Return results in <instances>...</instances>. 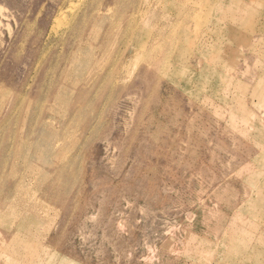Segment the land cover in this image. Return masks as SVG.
Here are the masks:
<instances>
[{"label": "rangeland", "instance_id": "rangeland-1", "mask_svg": "<svg viewBox=\"0 0 264 264\" xmlns=\"http://www.w3.org/2000/svg\"><path fill=\"white\" fill-rule=\"evenodd\" d=\"M0 264H264V0H0Z\"/></svg>", "mask_w": 264, "mask_h": 264}, {"label": "bare ground", "instance_id": "bare-ground-1", "mask_svg": "<svg viewBox=\"0 0 264 264\" xmlns=\"http://www.w3.org/2000/svg\"><path fill=\"white\" fill-rule=\"evenodd\" d=\"M95 11H97V9L95 8ZM93 15V14H92ZM84 17V16H83ZM92 17V16H91ZM93 18V17H92ZM95 19V17H94ZM91 21V20H90ZM93 21V20H92ZM72 25V24H71ZM91 25V24H90ZM82 38V37H81ZM85 41L82 43L81 47L84 46ZM93 48H88L87 50L81 49L76 53V56L72 62V67L75 70V72H77V75H82L85 72H87L89 70L90 67V63L92 60V57H90L92 55V50ZM92 50V51H91ZM101 64V62H97L95 64V67L99 66ZM42 151V150H40ZM34 152V151H33ZM36 152V151H35ZM45 156V155H43ZM41 156V157H43ZM40 157V158H41ZM42 166V165H41ZM23 198V197H22ZM23 203V202H22ZM14 206V205H13ZM23 206V205H22ZM30 219L32 220V217H30ZM26 223V222H25Z\"/></svg>", "mask_w": 264, "mask_h": 264}, {"label": "crops", "instance_id": "crops-1", "mask_svg": "<svg viewBox=\"0 0 264 264\" xmlns=\"http://www.w3.org/2000/svg\"><path fill=\"white\" fill-rule=\"evenodd\" d=\"M52 239V238H51Z\"/></svg>", "mask_w": 264, "mask_h": 264}]
</instances>
